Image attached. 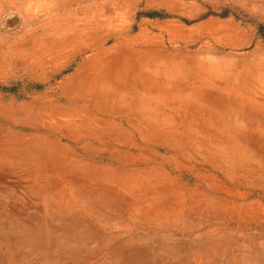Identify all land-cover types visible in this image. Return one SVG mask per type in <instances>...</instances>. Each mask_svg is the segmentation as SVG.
<instances>
[{"label": "rangeland", "instance_id": "374dc122", "mask_svg": "<svg viewBox=\"0 0 264 264\" xmlns=\"http://www.w3.org/2000/svg\"><path fill=\"white\" fill-rule=\"evenodd\" d=\"M0 264H264V0H0Z\"/></svg>", "mask_w": 264, "mask_h": 264}]
</instances>
